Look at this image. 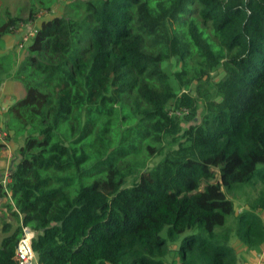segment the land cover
<instances>
[{"label": "trees", "instance_id": "obj_1", "mask_svg": "<svg viewBox=\"0 0 264 264\" xmlns=\"http://www.w3.org/2000/svg\"><path fill=\"white\" fill-rule=\"evenodd\" d=\"M59 1L0 12V86L25 91L4 113L17 213L0 264L21 222L37 264H237L232 232L264 249V0H64L47 18ZM38 13L17 65L3 37ZM254 183L237 213L222 189Z\"/></svg>", "mask_w": 264, "mask_h": 264}, {"label": "rangeland", "instance_id": "obj_2", "mask_svg": "<svg viewBox=\"0 0 264 264\" xmlns=\"http://www.w3.org/2000/svg\"><path fill=\"white\" fill-rule=\"evenodd\" d=\"M27 2H28V0H0V12L4 11V10H8L12 14V16L19 14L21 17L26 18L27 17L26 6L28 5ZM63 4H64V0H60L57 3V5L55 4L52 8L53 9L52 12L50 14H48L47 18L60 16L62 14ZM42 14H44V13H38L37 15H42ZM25 25L26 24L22 25V29H23V27H25ZM14 37L18 38L17 35H15ZM22 51H25V49H23ZM22 51L17 50V48L14 46L13 53H17V54L20 53L21 54ZM167 66H168V69L171 71H174L177 69L174 61L169 63ZM214 76L216 77V79H219V78H221L222 74H220L218 72V73L214 74ZM193 85H195V84L193 83ZM192 88H193V86H192ZM202 109H203V105L199 102L196 119L194 121L190 122L189 124L188 123L182 124L181 125L182 128L185 129L189 125H194V124L199 123L200 113H201ZM4 130H5V127H4ZM160 158H161V156H158V155L150 158L147 161V170L153 168L159 162ZM214 172H215V179L212 180L211 183H216V182L220 181L218 178V171L216 169H214ZM128 180H130V179H128ZM127 184H129V181L127 182ZM203 187H204V184H202L200 186V190H202ZM222 190L226 194L227 198L231 199L234 202L235 209H236L237 213H240L247 208L246 207L247 204L253 203V201L256 199V197L258 195V191L260 190V184L254 183L251 186H245L241 191H238L234 195L226 193L224 189H222ZM259 215H260V218L264 224V211H260ZM2 218L3 217L0 216V241H1V236H2L1 228L3 226V222L5 223V221ZM15 227H16V224L14 225L13 229ZM230 241L235 243L234 248H235V252H236L237 264H262L263 263V261H264V249H262L258 253L245 250V248H243V246H241L239 242H235L236 238L233 236V232L231 233Z\"/></svg>", "mask_w": 264, "mask_h": 264}, {"label": "built area", "instance_id": "obj_3", "mask_svg": "<svg viewBox=\"0 0 264 264\" xmlns=\"http://www.w3.org/2000/svg\"><path fill=\"white\" fill-rule=\"evenodd\" d=\"M41 15H38L34 20H31L23 27V33L16 42L15 47L17 50H26L27 46L31 43L32 38L37 32L38 23ZM22 28V27H21ZM7 133L4 129L0 131V144L1 148L5 151L9 150V142L6 139ZM10 157V156H9ZM11 182V169L5 168L0 177V187L4 195L0 196L4 203L0 206V215L6 217L7 213H13L17 210L12 200V193L8 189V185ZM21 235L14 250V260L16 264H37L35 253L31 247V241L35 237L34 231L28 225L20 223Z\"/></svg>", "mask_w": 264, "mask_h": 264}, {"label": "crops", "instance_id": "obj_4", "mask_svg": "<svg viewBox=\"0 0 264 264\" xmlns=\"http://www.w3.org/2000/svg\"><path fill=\"white\" fill-rule=\"evenodd\" d=\"M47 20V18H45ZM39 26V23H38ZM23 29L21 28L20 31H18L14 35L10 36H4L3 41H4V51H12L14 50V46L16 45V42L23 33ZM15 35L18 36V38L14 37ZM16 54L15 60L17 61V65L19 62L23 60V58L26 55V50L22 51L20 53H14ZM25 95V91L21 83H19L14 77L13 73L10 74L9 76L5 77L3 82L1 83L0 86V131L4 129L5 127V122H6V117H5V112L7 111L8 107L13 101H16L18 99L23 98ZM1 145V144H0ZM17 148V145L13 144L12 142H9V150L5 151L3 148L0 147V177L5 168H8L9 170L14 167L15 162L17 159L14 157V152ZM10 156V157H9ZM4 201L3 199L0 198V206L3 205ZM1 216V215H0ZM5 218L3 217L2 219L5 221L6 224L12 226V228L15 225V221L11 217V213H7ZM4 237L2 234L1 240Z\"/></svg>", "mask_w": 264, "mask_h": 264}]
</instances>
